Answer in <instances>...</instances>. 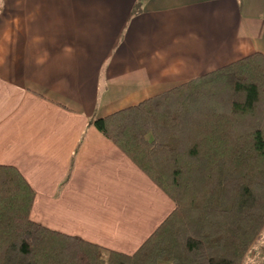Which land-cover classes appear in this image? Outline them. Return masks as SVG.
Returning <instances> with one entry per match:
<instances>
[{"label":"crops","instance_id":"0c3cea01","mask_svg":"<svg viewBox=\"0 0 264 264\" xmlns=\"http://www.w3.org/2000/svg\"><path fill=\"white\" fill-rule=\"evenodd\" d=\"M0 0V165L31 220L132 254L174 203L91 121L251 53L264 0Z\"/></svg>","mask_w":264,"mask_h":264},{"label":"trees","instance_id":"16d2710c","mask_svg":"<svg viewBox=\"0 0 264 264\" xmlns=\"http://www.w3.org/2000/svg\"><path fill=\"white\" fill-rule=\"evenodd\" d=\"M91 123L171 198L172 212L124 254L31 220V187L0 165V264H243L264 229V55Z\"/></svg>","mask_w":264,"mask_h":264},{"label":"rangeland","instance_id":"374dc122","mask_svg":"<svg viewBox=\"0 0 264 264\" xmlns=\"http://www.w3.org/2000/svg\"><path fill=\"white\" fill-rule=\"evenodd\" d=\"M243 264H264V229L258 241L248 250Z\"/></svg>","mask_w":264,"mask_h":264}]
</instances>
